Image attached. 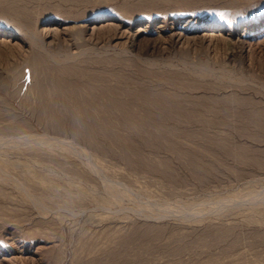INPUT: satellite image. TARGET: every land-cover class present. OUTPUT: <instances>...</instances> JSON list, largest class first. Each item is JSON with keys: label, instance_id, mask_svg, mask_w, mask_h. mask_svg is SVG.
I'll return each mask as SVG.
<instances>
[{"label": "rangeland", "instance_id": "obj_1", "mask_svg": "<svg viewBox=\"0 0 264 264\" xmlns=\"http://www.w3.org/2000/svg\"><path fill=\"white\" fill-rule=\"evenodd\" d=\"M0 264H264V0H0Z\"/></svg>", "mask_w": 264, "mask_h": 264}, {"label": "bare ground", "instance_id": "obj_2", "mask_svg": "<svg viewBox=\"0 0 264 264\" xmlns=\"http://www.w3.org/2000/svg\"><path fill=\"white\" fill-rule=\"evenodd\" d=\"M67 66V65H66ZM67 68V67H66ZM70 69V68H69ZM60 70V69H59ZM63 70V69H62ZM65 70H67V69H65ZM71 71V70H70ZM66 73V72H65ZM77 74V73H76ZM71 75V74H70ZM56 76V75H55ZM79 76V75H78ZM48 77V76H47ZM63 77V76H62ZM96 77V76H95ZM76 78V77H75ZM64 79V78H63ZM81 79V78H80ZM82 80V79H81ZM49 81V80H48ZM53 81V80H52ZM65 82V81H64ZM82 82H84V81H82ZM43 83V82H42ZM59 85V84H58ZM83 85V84H82ZM86 85V84H85ZM84 85V86H85ZM88 85V84H87ZM60 86V85H59ZM76 86V85H75ZM83 87V86H82ZM81 88V87H80ZM62 89V88H61ZM75 89V88H74ZM69 90H71V89H69ZM76 91H77V88H76ZM65 93H66V91H65ZM64 95V94H63ZM73 96V95H72ZM75 96V95H74ZM66 97V96H65ZM63 98V97H62ZM72 98H74V97H72ZM75 99V98H74ZM41 100H42V98H41ZM59 100V99H58ZM43 104V103H42ZM42 106V105H41ZM64 106H65V104H64ZM43 107V106H42ZM41 107V108H42ZM51 107V106H50ZM53 107V106H52ZM43 109H45V108H43ZM49 110H50V108H48ZM46 112V111H45Z\"/></svg>", "mask_w": 264, "mask_h": 264}]
</instances>
